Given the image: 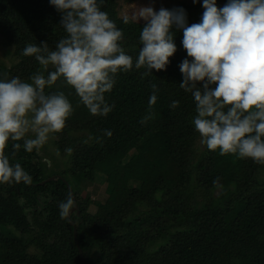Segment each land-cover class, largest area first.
I'll return each instance as SVG.
<instances>
[{
    "label": "trees",
    "instance_id": "obj_1",
    "mask_svg": "<svg viewBox=\"0 0 264 264\" xmlns=\"http://www.w3.org/2000/svg\"><path fill=\"white\" fill-rule=\"evenodd\" d=\"M182 9L187 25L200 22L202 5ZM101 10L122 30L120 45L133 67L119 71L104 94L112 108L105 116L92 115L63 78L45 88L63 92L73 107L52 134L51 160L63 171L47 166L39 149L26 152L23 140L8 142L10 163H19L32 183L0 182V264H264V164L201 145L193 97L179 87L183 31L171 29L177 50L166 69L144 75L148 70L135 61L145 23L125 24L116 0H103ZM60 22L49 0H0V40L15 58L10 68L0 65V79L28 81L42 71L23 49L47 43L54 50L66 35ZM153 84L157 100L150 107ZM173 101L178 107H170ZM13 143L21 144L14 155ZM98 175L114 208L105 200L89 213L92 202L79 191ZM69 193L75 210L62 219L58 206ZM26 207L35 210L27 215ZM31 249L38 254L30 256Z\"/></svg>",
    "mask_w": 264,
    "mask_h": 264
},
{
    "label": "clouds",
    "instance_id": "obj_2",
    "mask_svg": "<svg viewBox=\"0 0 264 264\" xmlns=\"http://www.w3.org/2000/svg\"><path fill=\"white\" fill-rule=\"evenodd\" d=\"M49 3L61 13L65 37L54 50L47 43L25 46L23 55L34 57L43 69L28 81L19 77L0 79L2 183H32L19 163H10L5 154L8 142L23 140L26 152L38 150L50 134L65 127L73 112L63 92L46 94V87L63 78L92 115L105 116L112 108L104 94L113 88L119 71L133 67L132 57L120 45L122 30L101 10L103 0ZM202 7L200 22L190 26L182 8L155 11L147 6L125 15V24L130 19L145 21L135 67L146 68L144 75L165 70L177 50L171 29L182 30L181 44L187 58L179 65L183 77L179 87L193 97L196 116L192 123L201 145L209 151L219 149L221 156L235 154L264 164V0H228L220 8L216 0H203ZM49 66L54 70L48 71ZM151 87L150 107L157 100V87ZM170 107H178V101ZM106 135L111 136V132ZM12 147L14 155L21 144L13 143ZM66 151L70 154L72 150ZM213 183L218 184L219 178ZM58 207L60 217L68 218L74 209L72 194Z\"/></svg>",
    "mask_w": 264,
    "mask_h": 264
},
{
    "label": "rangeland",
    "instance_id": "obj_3",
    "mask_svg": "<svg viewBox=\"0 0 264 264\" xmlns=\"http://www.w3.org/2000/svg\"><path fill=\"white\" fill-rule=\"evenodd\" d=\"M228 0H218L216 1L217 6H224ZM117 3V9L118 14L120 17H124L125 15L130 14L135 10V8L139 7H147L151 6L155 11H159L160 8H165L168 10L172 9H178L183 7H194L198 5H202L203 0H196L195 3H193V0H116ZM139 23H145V21L140 20ZM10 50V53L7 51ZM13 53V48L5 47L4 44H2V41L0 40V65L5 66L6 68H10L15 64V58L11 56ZM31 136V134H29ZM27 138V137H26ZM53 135L50 134L48 141L41 147L46 148L43 152H39L41 155L45 157L43 159V162L47 163V166L54 169L53 171H63L61 162H56V160L52 163L51 156L54 155V147L52 145L53 143ZM39 154V155H40ZM40 155V157H41ZM42 158V157H41ZM59 157H56V159ZM52 164H56L57 166H52ZM261 178L264 179V173L261 175ZM105 178L102 177V175H98L95 178V182L93 184H85L82 186V189L79 191V196L81 199L89 198L91 200V205L88 208L89 213H95L96 211V203H104L109 208H114V201L108 197V194L106 192V185L104 183ZM77 188V186H75ZM4 188V185H3ZM35 208H25V213L28 215L32 212H34ZM75 210V209H74ZM72 210L71 213L74 211ZM42 208H39L36 210V212H42ZM44 214V213H43ZM30 256H35L38 254V252L35 249H31L28 251Z\"/></svg>",
    "mask_w": 264,
    "mask_h": 264
},
{
    "label": "water",
    "instance_id": "obj_4",
    "mask_svg": "<svg viewBox=\"0 0 264 264\" xmlns=\"http://www.w3.org/2000/svg\"><path fill=\"white\" fill-rule=\"evenodd\" d=\"M74 209H75V205H74ZM74 209H72V210H74ZM72 210H70V211H72ZM71 224H72V223H71ZM74 235H75V230H74ZM79 253H80V255H81L82 251L79 250ZM82 264H83V259H82Z\"/></svg>",
    "mask_w": 264,
    "mask_h": 264
}]
</instances>
